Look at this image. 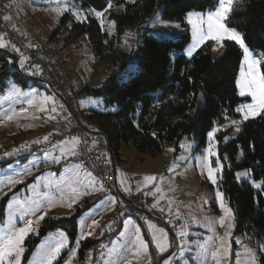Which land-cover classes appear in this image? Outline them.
<instances>
[{"label": "rangeland", "instance_id": "1", "mask_svg": "<svg viewBox=\"0 0 264 264\" xmlns=\"http://www.w3.org/2000/svg\"><path fill=\"white\" fill-rule=\"evenodd\" d=\"M4 5L7 10L5 17H10L6 21L10 26H13L11 22L14 18L22 20L28 34L36 40L35 43L44 42L43 44L47 45L50 56H53L51 60L66 74L69 85L80 96V106L89 113L88 115L109 112L110 109L105 107L100 98L82 92V89L100 87L117 66L111 61L96 58L87 34L79 36L70 45L65 46L64 41L58 37L63 34L66 36L69 31L61 28L53 41L48 40L53 31L60 26L61 18L66 13H71L77 23L88 21L89 17L96 18L109 35L113 36L114 21L108 19V11H86L75 0H12V2L5 0ZM217 7L218 3L207 11H190L183 21L164 20L158 10L143 24L121 36L118 52L129 54V61L134 62L145 37L178 41L183 34L189 32V43L182 51L174 53L173 59L180 54L191 58L203 47L211 44L212 58L218 61L223 56L225 42L231 40L225 39L217 43L209 39L197 45L198 30L206 31L207 14ZM18 8L24 13L22 19L17 17ZM100 13L103 15H98ZM190 13L202 14V17H190ZM230 17L231 13L227 18L228 26L234 29L229 25ZM72 24L71 21L68 22L70 28ZM194 32H197V35H194ZM0 42L8 44L1 37ZM58 44L60 50L54 51ZM12 48L17 54H22L19 49L17 51L16 48ZM249 51L254 58L262 61L261 52L251 49ZM24 58L23 56L21 61L22 68L26 66L27 58ZM122 58L123 56L119 57V61ZM259 68L261 71V64ZM24 69L26 71V68ZM134 70L135 64H131L123 75L124 80H128ZM242 70L247 73L244 52L237 76L239 95L238 81L241 79ZM240 97L243 101L237 108L239 117L215 123L207 132V142L204 146L199 145L196 138L184 136L178 144V150L175 146H166L160 155L154 157L139 154L132 145H122L121 161H116L115 165L118 189L125 198H130L147 208L151 217L146 215L144 221L133 216L125 218L123 229L116 241L128 243L139 234L148 244L147 253H143L146 261L141 264H165V261H170V264H217L218 261L219 264H249V253L254 254L255 264H262L264 240L255 237L250 230L243 233L236 231L233 211L220 188L225 169L232 167L229 155L221 153V145L237 137L244 121L255 119L261 114L244 120L242 111L238 109L252 104L253 100L248 95ZM53 109L52 94L44 82L35 84L31 79L27 86H22L7 80L3 92L0 93V245L5 235L23 228L26 221L35 222L39 216L47 213L43 220L33 224L35 231L25 237L20 264H39L44 250L57 242L61 234L66 238L65 247L53 264H82L80 261L82 242L94 238L99 231L102 234L104 225L99 215L101 212L111 214L116 205V197L103 194L97 180L84 169L75 177L73 171H68L70 168L63 167L59 171L51 167L52 159L55 157L51 148L42 155L36 154L35 151L28 157H18L21 148L40 146L46 141L39 143V133L44 129L43 123L54 116ZM234 121L236 123H233ZM89 122L94 130L99 129L96 123ZM237 127L239 131H236ZM221 134L224 135L222 141L219 138ZM210 144L216 155L209 160L214 168H219L215 184L208 178L206 166H201ZM49 152L52 153L51 158L46 159L45 155ZM235 175L238 182H248L256 191L262 189L263 181L255 180L248 170L237 171ZM147 176H155L157 179L155 182L145 181L144 178ZM73 188L76 189V193L71 191ZM218 192L222 194V200L217 196ZM224 209H231V215ZM78 211H81V214L76 216L78 234L73 244L63 229L42 234V225L46 218L71 217ZM222 218H225L223 226L219 223ZM94 221L97 223L94 224ZM149 224H154L156 229H163L167 233L169 246L165 251L157 249L153 239V232L156 229L149 228ZM181 231L187 233L183 238L180 236ZM156 234L161 235L159 232ZM161 242L163 243V240ZM213 251H218L216 259L211 256ZM92 255L93 249H86L83 264H90ZM125 262L126 260L123 263Z\"/></svg>", "mask_w": 264, "mask_h": 264}, {"label": "trees", "instance_id": "2", "mask_svg": "<svg viewBox=\"0 0 264 264\" xmlns=\"http://www.w3.org/2000/svg\"><path fill=\"white\" fill-rule=\"evenodd\" d=\"M75 1L86 11H108V19L115 23V34L109 35L96 18L89 17L88 21L77 23L71 13H66L50 41L57 37L61 28L69 31L66 36L58 37L65 46L87 34L96 58L117 66L100 87L82 89L100 98L110 109L95 115H88L86 111V118L109 137L115 165L116 161H121L123 144L132 145L141 155L154 157L166 146H175L178 150L184 136L194 137L204 146L207 132L215 123L239 117L237 108L243 98L237 89V76L243 51L236 43L225 42L223 56L218 61L212 58L211 44L191 58L180 54L173 59V54L189 43V32L178 41L145 37L134 62L129 61V54L118 52L121 36L143 24L158 10L164 20L183 21L190 11L210 10L218 0ZM69 21L73 23L72 28L68 26ZM229 25L242 34L249 49L262 53L261 71L264 73V0H234ZM22 58L23 55L17 54L9 44L0 47V93L7 80L28 85L31 78L22 68ZM131 64H135V70L124 80L123 75ZM219 138L222 141L224 135ZM221 153H227L232 161V167L223 173L220 188L233 211L236 231L250 230L255 237L264 240V112L244 121L237 137L221 145ZM241 170H248L255 180L263 181L262 189L256 191L248 182H238L235 173ZM80 214L78 211L71 217L46 218L42 234L63 229L73 244L78 234L76 216ZM97 240L88 238L82 242L81 261L85 250L93 249ZM261 262L264 264V253Z\"/></svg>", "mask_w": 264, "mask_h": 264}, {"label": "built area", "instance_id": "3", "mask_svg": "<svg viewBox=\"0 0 264 264\" xmlns=\"http://www.w3.org/2000/svg\"><path fill=\"white\" fill-rule=\"evenodd\" d=\"M4 1L0 0V37L12 47L19 49L27 58H24L26 65L24 68L30 78L38 83L44 82L54 94L52 102L54 119L48 140L40 146L21 148L18 157L30 156L39 148H51L62 140L70 142L78 140V143H74V149L63 157V160L75 163L90 173L97 180L103 194L116 197L109 226L103 230L101 237L93 246L90 264H102L107 246L122 227L123 220L128 216H141V214L118 189L109 137L99 129L92 128L86 118V110L80 106V96L69 85L66 74L57 63L44 56L46 48L37 45L27 34L8 24L5 19L7 10ZM16 14L19 19L24 17L23 11L19 8Z\"/></svg>", "mask_w": 264, "mask_h": 264}, {"label": "snow or ice", "instance_id": "4", "mask_svg": "<svg viewBox=\"0 0 264 264\" xmlns=\"http://www.w3.org/2000/svg\"><path fill=\"white\" fill-rule=\"evenodd\" d=\"M234 0H218V7L213 11L207 14V29L206 31L198 30L199 34L197 37V45L204 42L205 40H214L217 43H221L223 40H231L235 41L240 45L244 52V64L247 65V73L243 70L241 71V79L238 81V85L240 88V95L245 96L248 95L252 98L253 103L242 106V108L238 109V111H242L243 119L247 120L250 116L254 117L264 112V73L260 71L259 65L261 64V60L254 58L252 53H250L248 47L245 45L244 40L239 32L235 29H232L228 26L227 18L233 10ZM111 7V5H109ZM98 15H103L102 13ZM189 16H198L202 17V14L198 13H190ZM5 19H10V17H5ZM191 23V19L189 20ZM112 27H115L113 23ZM178 27V26H177ZM194 35H197V32H194ZM0 47H6L5 44L0 42ZM19 51L18 49H16ZM189 55H191V51H189ZM54 111V109H53ZM11 119V117H9ZM233 123H236L235 121ZM240 129L237 127L236 131ZM211 135V134H210ZM47 140V137H45ZM78 143V140L75 141ZM207 151V156L203 158L204 163H202V167L207 168L208 178L211 179L212 183H216V173L219 168H214L212 166V162L209 160L210 157L215 156L216 153L213 152V147L210 144ZM222 167V165H220ZM88 175H91L90 173ZM145 181L155 182V176H147L144 178ZM14 182V181H12ZM102 187V185H101ZM259 187V185H257ZM128 190V189H126ZM73 193H76V189H71ZM159 191V189H157ZM217 196L222 200V194L217 193ZM75 200H73V203ZM71 206V205H69ZM11 207V205H9ZM229 215H231V209H224ZM39 216L37 221H26L25 226L20 228L18 231H13L8 235L3 237V243L0 245V264H20V257L23 254V242L28 233L35 231L33 228L34 223H38L40 220H43L45 215ZM225 218H222L219 223L221 226L224 225ZM96 224L97 222H93ZM149 228L156 229L154 224H149ZM156 232H159L161 235L157 236ZM138 233V230H137ZM91 234V233H89ZM187 233L184 231L180 232L181 238H183ZM153 239L156 242V247L161 252L165 251L169 246V242L167 240V233L164 232L163 229H156L153 232ZM163 240V243L161 242ZM66 238L61 234V238L50 245L44 252L42 253L39 264H53V262L59 256L61 250L65 247ZM135 251L133 255L140 256L142 253H147L148 244L143 240V238L137 234L136 243L134 244ZM205 252L207 249L205 248ZM183 254V245H181V255ZM211 256L213 259H216L218 256V251L211 252ZM250 261L249 264H255V256L254 254L249 253ZM165 264H170V261H165ZM219 264V261L217 262Z\"/></svg>", "mask_w": 264, "mask_h": 264}, {"label": "crops", "instance_id": "5", "mask_svg": "<svg viewBox=\"0 0 264 264\" xmlns=\"http://www.w3.org/2000/svg\"><path fill=\"white\" fill-rule=\"evenodd\" d=\"M7 2H12V0H7ZM11 23L13 26L17 27L22 33L27 34L32 39V41H34V42L36 41L31 35L28 34V30H27L26 26L24 25V22H22V20L19 21L17 18L16 19L14 18L13 22H11ZM48 40L50 41V39H48ZM45 42H47V41L45 40ZM43 43L41 42V44H39L37 42V45L44 46L46 48V53H47V54L45 53L44 56L47 57V55H49L48 58L53 59V56H50V54L48 52L49 48L47 47V45H45ZM59 45L60 44H58V46L55 47L54 51L60 50ZM21 61H22V59H21ZM49 92L52 94V102H53L54 94L50 90H49ZM53 119H54V116L52 118H50L48 122L43 123L44 129H41V132L39 133V139H38V140H40L39 143H42L43 141H45V137H47V140H48V137L52 131ZM74 143H75L74 141L70 142L68 140H62L59 143H57L51 147V150H53V153L55 154V157L52 159L53 163H52L51 167L57 168V169H59V171H61V169L63 167L70 168V169H68V171L69 172L73 171L74 176L78 177V173L80 171H83V168H81L80 166H78L75 163L73 164V163L65 162L63 160V157H65L72 149H74ZM24 146H26V144H24ZM20 147H23V146H20ZM39 149H38L39 151H37V153H36L38 155H42L45 151L50 150V148H46V149L39 148ZM51 154L52 153H50V152L46 153V155H45L46 159H50ZM26 157H28V156H26ZM89 204L91 205L92 203L90 202ZM132 204L141 214V216H133V217L140 218L143 221L146 220V215L151 217V214L149 213L148 209L145 208L142 204H138L137 202H132ZM99 219L101 220V223L104 225V229H105V227L107 228L109 226L110 214L108 215V214H104L103 212H101L99 215ZM126 219H127V217H126ZM123 226H124V223L122 224V227L120 228V232L115 237H113L112 241L107 246L106 254L104 256L102 264H141V262L146 261V258L143 256V253L138 257L133 255V253L135 251L134 244L136 243V239H134L128 243L123 242L122 240L116 241V239L118 238V236L121 233V230L123 229ZM100 237H101V232L99 231L97 236H95L93 239H98ZM173 244H174V241H173ZM125 260H126V262L123 263ZM128 261H129V263H127ZM81 263L83 264V260L81 261Z\"/></svg>", "mask_w": 264, "mask_h": 264}]
</instances>
